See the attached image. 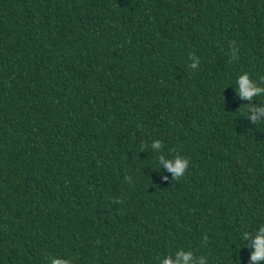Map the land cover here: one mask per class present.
<instances>
[{
	"label": "trees",
	"instance_id": "obj_1",
	"mask_svg": "<svg viewBox=\"0 0 264 264\" xmlns=\"http://www.w3.org/2000/svg\"><path fill=\"white\" fill-rule=\"evenodd\" d=\"M245 73L264 89V0H0V264H253Z\"/></svg>",
	"mask_w": 264,
	"mask_h": 264
},
{
	"label": "clouds",
	"instance_id": "obj_2",
	"mask_svg": "<svg viewBox=\"0 0 264 264\" xmlns=\"http://www.w3.org/2000/svg\"><path fill=\"white\" fill-rule=\"evenodd\" d=\"M196 66V63L191 65L192 68H195ZM238 84L239 95L242 99L250 100L255 94L264 92V89L255 87L253 85L246 73L239 75ZM262 116H264V108H259L256 109L250 116H248V119L255 123ZM260 123H264V120L260 121ZM153 147L159 148V141L154 142ZM163 164L164 167L173 174L174 180H180L188 169V160L181 159L179 157H177L174 162L164 160ZM242 238H247V232L242 234ZM252 247L254 248V251L251 254V261L253 264H256L257 261L264 260V226H261L259 231L254 236ZM190 260V253L179 251L176 253L175 260L166 257L163 259L162 264H189ZM52 264H68V262L61 259H53Z\"/></svg>",
	"mask_w": 264,
	"mask_h": 264
}]
</instances>
